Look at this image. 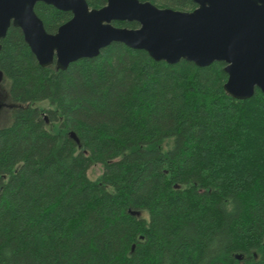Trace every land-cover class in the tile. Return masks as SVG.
<instances>
[{
    "label": "trees",
    "instance_id": "1",
    "mask_svg": "<svg viewBox=\"0 0 264 264\" xmlns=\"http://www.w3.org/2000/svg\"><path fill=\"white\" fill-rule=\"evenodd\" d=\"M35 12L50 34L73 17L44 3ZM225 68L156 62L121 43L66 71L43 68L11 27L0 50L10 96L0 264H264V94L229 96Z\"/></svg>",
    "mask_w": 264,
    "mask_h": 264
},
{
    "label": "water",
    "instance_id": "2",
    "mask_svg": "<svg viewBox=\"0 0 264 264\" xmlns=\"http://www.w3.org/2000/svg\"><path fill=\"white\" fill-rule=\"evenodd\" d=\"M192 1L198 7L182 12L140 0H108L102 9H91L87 0H0V50L10 28H19L40 66L66 71L121 43L169 65L185 60L206 68L224 62L229 96L248 100L257 89L264 94V0ZM38 3L73 17L50 34L35 12ZM114 22H137L140 27L118 28ZM71 138L79 142L75 133Z\"/></svg>",
    "mask_w": 264,
    "mask_h": 264
},
{
    "label": "rangeland",
    "instance_id": "3",
    "mask_svg": "<svg viewBox=\"0 0 264 264\" xmlns=\"http://www.w3.org/2000/svg\"><path fill=\"white\" fill-rule=\"evenodd\" d=\"M10 100V96L8 93V89L5 84L0 85V111L4 108V106L7 105V103ZM41 107H47V103L40 104ZM103 174V167L101 165L93 166L89 172L88 175L90 179L92 180H98Z\"/></svg>",
    "mask_w": 264,
    "mask_h": 264
}]
</instances>
